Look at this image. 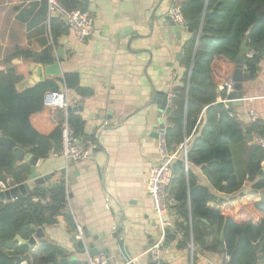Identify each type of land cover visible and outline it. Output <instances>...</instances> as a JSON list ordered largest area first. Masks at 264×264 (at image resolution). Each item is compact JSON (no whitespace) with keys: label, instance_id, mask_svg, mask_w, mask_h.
Masks as SVG:
<instances>
[{"label":"crops","instance_id":"crops-1","mask_svg":"<svg viewBox=\"0 0 264 264\" xmlns=\"http://www.w3.org/2000/svg\"><path fill=\"white\" fill-rule=\"evenodd\" d=\"M183 1L88 0L86 12L97 22V28L90 39L79 42L64 23L67 34L53 40L52 22L62 21L48 13L43 0H0V72L13 69L22 77L16 85L18 91L34 86L40 78L45 81L56 77L46 73L45 68L52 64H37L16 56L19 51L40 54L45 49L52 50L53 64L58 63L60 78L66 73H76L80 86L92 91L91 97L79 98L71 90L63 87L60 90L66 92L70 102H76L71 109L81 107L87 111L85 114L71 110V113L82 118L84 135L93 139L90 157L75 163L49 156L36 170L38 176L53 175L45 183L46 188L59 181L65 182L67 208L75 228L63 216L58 217L54 225L42 227L44 237L38 240L31 253L23 245L24 240L15 238L16 246L25 247L30 261L43 257L41 241H44L64 251V257L59 259L61 264H87L88 255L76 254L70 242L77 227L87 232V242L93 243L96 249L110 251V264L124 263L113 238L118 232L120 234L121 228L125 234L122 237L124 245L131 252V259L138 258L137 264L151 263L144 252L152 242L154 245L161 241L162 245V239L156 236L161 229L146 184L151 167L160 161L158 135L165 132L166 117L165 111L159 112L154 105L148 104L152 100V90L162 91L168 93V108L171 90L184 75L183 48L191 35L185 28L180 31L178 41L170 32L168 20L169 9ZM130 36L140 39L128 48ZM179 51L182 56L178 63L174 55ZM221 99L218 96L217 102L221 103ZM242 99V105L234 107L231 116L247 126L245 116L253 111L264 123V58L257 77L243 83ZM49 110L54 122L63 124L66 121L65 111ZM251 144H257L254 135L253 142L246 139L231 147L238 178L244 173ZM29 168L28 162L16 160L13 170L3 175L0 183L8 180V188H11L28 181ZM25 169L28 170L26 180L16 181L18 176L23 177ZM181 170L187 177L188 172ZM188 171L195 177L197 186L205 187L218 199L230 201L234 211L261 198L260 194H253L251 184L246 181L239 191L223 194L212 187L202 167L188 164ZM179 211L174 210L167 216L177 236L170 247L160 245L161 262L223 264L229 261L223 253L199 251L191 239L186 248L179 249L181 233L177 224L191 222L183 217H190L189 212ZM4 251L9 253L10 250Z\"/></svg>","mask_w":264,"mask_h":264},{"label":"trees","instance_id":"trees-1","mask_svg":"<svg viewBox=\"0 0 264 264\" xmlns=\"http://www.w3.org/2000/svg\"><path fill=\"white\" fill-rule=\"evenodd\" d=\"M66 10L83 7L80 0H57ZM185 28L191 37L183 51L185 70L179 84L173 86L169 107L165 110V147L174 152L185 138H189L187 159L200 166L212 187L223 194L239 191L243 182L251 184V191L260 194V200L246 203L234 211L231 202L218 199L205 187L197 186L188 171H173L168 195L176 202L173 210L189 212L191 222L177 224L181 233L178 248L187 247L190 239L199 251L219 253V234L224 227L223 254L232 261L223 264H258V255L264 260V148L251 144V150L242 178L235 172L231 147L246 142L245 126L231 116L223 103H218V87L232 78L236 59L242 55V66L251 80L260 72L264 58V0H185L180 4ZM63 22H52L51 35H66ZM246 43L247 53L240 50ZM16 56L34 63H54L51 49L40 54L19 51ZM22 77L13 69L0 72V135L37 159H47L59 150L62 124L54 122L50 110L43 105L46 93L60 92L61 87L73 91L79 98L91 97L92 91L79 84L76 73H66L18 91ZM66 122L76 137L86 138L84 121L75 113L67 114ZM252 134L264 139V123L257 121ZM16 160L12 150L0 146V180L12 171ZM26 180L27 169L22 170ZM65 182L59 181L43 191L34 189L16 200L0 203V264H61L64 251L41 241L43 257L30 261L25 247H17L15 238L29 239L35 229L54 225L63 216L75 228L67 208ZM211 228H214L211 230ZM255 245L257 247L255 248ZM4 250H10L5 253ZM20 259L15 261V257ZM75 264V263H74Z\"/></svg>","mask_w":264,"mask_h":264},{"label":"built area","instance_id":"built-area-1","mask_svg":"<svg viewBox=\"0 0 264 264\" xmlns=\"http://www.w3.org/2000/svg\"><path fill=\"white\" fill-rule=\"evenodd\" d=\"M46 4L47 11L49 14L57 13L61 21L66 25L75 40L81 42L90 39L94 33V20L87 12L81 13L79 9L68 11L66 10L57 0H43ZM169 18L177 25H185L184 19L181 15L180 5H173L168 11ZM245 67L242 66L244 72ZM234 90V82L230 78L226 80L222 85L218 87V91L223 94L221 103L227 102V97ZM172 97V95L170 96ZM169 97V98H170ZM75 101H69L66 96V92H49L46 93L43 98V105L48 109H60L66 112L68 107L75 105ZM246 124L253 125L259 118L258 115L249 111L245 116ZM165 132H161L158 135V153L160 161L157 165L151 167L147 179L146 191L150 197L153 213L157 218L161 231L165 228H172V224L169 222L167 216L174 212L173 207L176 202L168 195V190L171 185L173 178L172 164L176 160L183 162V169L188 172V145L189 138H185L183 142L177 147V149L169 153L165 147ZM255 142L264 148V139L255 137ZM94 149L93 139L86 137L81 139L76 137L74 132L68 127L65 121L62 124L61 129V145L58 151L52 153L50 156L61 158L65 161L70 162H83L87 160L92 150ZM10 181L0 183V191H5L8 188ZM76 234L78 237L81 236V230L77 227ZM160 245L161 241L155 243L152 247L144 252V255L148 256L150 264H164L160 260ZM138 258H133L128 262L122 264H137ZM24 264V263H21ZM87 264H110V259L104 254H100L93 258H88ZM208 264H214L209 262Z\"/></svg>","mask_w":264,"mask_h":264},{"label":"water","instance_id":"water-1","mask_svg":"<svg viewBox=\"0 0 264 264\" xmlns=\"http://www.w3.org/2000/svg\"><path fill=\"white\" fill-rule=\"evenodd\" d=\"M81 2L83 3V7L80 9L81 13H85L87 11L86 6L88 4V0H81ZM53 17L58 18V14L57 13H52L51 14ZM168 20L171 22V26H170V32L175 35V37L177 38L178 41H180V31L185 29L184 25H177L175 24L169 17ZM94 24V28H97V22H93ZM128 35V34H126ZM140 37L139 36H130L128 41H127V47L130 48L131 44L133 41L135 40H139ZM170 50V48H168ZM240 50L242 53H247L248 49L246 48V43L242 42ZM170 53V52H169ZM175 56V60L179 63L181 56H182V51H179L177 54L174 55ZM242 55H239L238 58L236 59V68L233 72L232 75V80L234 82V90L233 92L228 95L227 97V102L225 103L226 108L232 112L233 108L236 106H240L242 105V86L243 83H247L249 82L251 79L250 77L244 73L242 71ZM46 69V73L49 76H56V77H60L61 73L59 72V68H58V63L52 64L48 67L45 68ZM43 82V80L40 78L39 81ZM167 103H168V93L166 92H162V91H154L152 90V100L151 102L148 104V106H152L154 105L157 110L159 112H163L166 110L167 108ZM72 112H83V113H87V111L83 110L81 107L79 108H73L71 109V107H68L66 110V113L69 114ZM245 137L248 140V142H253V135H252V126L248 125L245 128ZM0 146H3L7 149L12 150L15 159L19 162H28L30 164V168H29V176H28V181L16 185L14 187H11L5 191H0V203L5 202V201H11V200H16L19 199L21 197L26 196L27 194H30L34 189H38L40 191H43L46 187H44L45 183L47 181H49L52 178V174H48V175H42V176H38L36 173V170L40 168V166L44 163L43 159H37L35 157H33L30 154H27L23 149H21L20 147L16 146L15 142L12 141L11 139L4 137V136H0ZM183 168V162L181 160H176L174 161V163L172 164V170L173 171H177V170H181ZM62 174H64V170L61 171ZM259 177H264V168L262 170L259 171ZM53 187V186H52ZM177 213H180L179 209L176 210ZM183 217L186 220H191L189 215H183ZM120 234L119 232L117 234H115L113 236V238L116 240L117 243V247L119 249V252L121 254V256L124 259V262H128L131 260V252H129L128 248L124 245V241L123 238L124 237V232L122 231V228L120 230ZM81 236L78 237L76 236V234L74 233L72 235L71 238V244H72V248L74 250V252L76 254L79 255H88L89 258H93L95 256H98L100 254H104L106 256H109V252L108 250H98L94 247L93 243H88L87 239L89 238V235L87 234V232L83 229V231H81ZM223 234H224V227L221 229L220 234H219V239H220V247H221V251L220 253H223V247H224V243H223ZM156 236L158 238L162 239V245L161 247H170V243L174 242L177 236V232L174 231L172 228L168 227L163 229L162 231L157 232ZM44 237L43 235V231L42 228H37L35 229L34 234L27 240L23 241V245H26L28 247L29 253H31V250L38 244V240L42 239ZM16 240H20V238L16 237ZM153 246V242L150 245V247ZM160 247V249H161ZM257 247V245H255V248ZM20 259V257L16 256L15 257V261H18ZM232 261V258L229 259V262ZM61 262H67L66 260H61ZM258 264H264V260L262 258L261 255H258Z\"/></svg>","mask_w":264,"mask_h":264},{"label":"rangeland","instance_id":"rangeland-1","mask_svg":"<svg viewBox=\"0 0 264 264\" xmlns=\"http://www.w3.org/2000/svg\"><path fill=\"white\" fill-rule=\"evenodd\" d=\"M225 105V103H223ZM248 126V125H247Z\"/></svg>","mask_w":264,"mask_h":264}]
</instances>
